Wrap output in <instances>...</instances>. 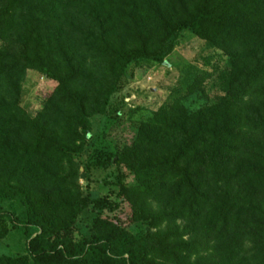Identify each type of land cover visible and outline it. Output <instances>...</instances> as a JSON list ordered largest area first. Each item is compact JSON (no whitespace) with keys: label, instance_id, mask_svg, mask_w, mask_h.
Returning <instances> with one entry per match:
<instances>
[{"label":"trees","instance_id":"obj_1","mask_svg":"<svg viewBox=\"0 0 264 264\" xmlns=\"http://www.w3.org/2000/svg\"><path fill=\"white\" fill-rule=\"evenodd\" d=\"M182 27L227 55L229 99L191 113L174 96L121 146L93 134L124 70L162 63ZM30 70L57 83L33 117L19 104ZM83 164L131 174L105 204L144 230L97 218L74 237ZM0 177V202L18 200L38 229L0 264H189L208 253L199 239L218 251L234 233L211 264H264V0H0Z\"/></svg>","mask_w":264,"mask_h":264},{"label":"rangeland","instance_id":"obj_2","mask_svg":"<svg viewBox=\"0 0 264 264\" xmlns=\"http://www.w3.org/2000/svg\"><path fill=\"white\" fill-rule=\"evenodd\" d=\"M168 45L170 53L163 57L162 63L129 66L124 70L119 86L109 97L102 114L89 119L93 134L103 135V140L112 142L114 147L121 146L129 143L135 124L147 121L159 107L167 104L174 96H178L180 104L191 113L203 106L229 99V60L223 51L197 37L188 27L180 28L177 35L169 40ZM198 80L199 89L190 93L187 87ZM56 85L54 80L36 71H28L21 83L20 106L30 117L35 116ZM99 142L97 140L84 145L83 151L78 155L83 163L87 162ZM79 172V191L88 202L75 220V238L89 237L93 231V222L97 218L111 221L119 216L122 221L119 225L125 226L130 232L145 229L141 223L128 224L125 208L122 212L110 211L105 204L117 199L121 181L131 182L132 176L125 168L115 164L90 167L83 164ZM10 209L12 212H9ZM22 210L18 200L0 202V212L9 213L4 219L8 232L0 239V256L19 257L27 254V238L38 229L24 224ZM167 226L163 224L161 228ZM237 235L234 233L231 238H225L227 242L223 241L224 249L218 251L214 241L206 244L199 239L200 244L207 246L208 253L201 250L190 255L189 264H211V257L216 251L223 257L227 248L237 243ZM183 239L187 240L189 237L186 235ZM256 264L260 262L257 260Z\"/></svg>","mask_w":264,"mask_h":264}]
</instances>
